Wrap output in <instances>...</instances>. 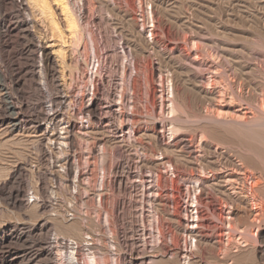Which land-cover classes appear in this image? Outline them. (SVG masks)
<instances>
[{
	"label": "rangeland",
	"instance_id": "374dc122",
	"mask_svg": "<svg viewBox=\"0 0 264 264\" xmlns=\"http://www.w3.org/2000/svg\"><path fill=\"white\" fill-rule=\"evenodd\" d=\"M73 1H78V0H73ZM83 1H86L88 3V5L86 2L84 3V5L85 4L87 5V6L85 5V9L87 8L86 9L87 19L84 22L87 23V20H89V22L87 23V26L93 27V28L95 26L96 31H98L97 36L100 38L102 36L101 40L99 38V41H100V45H98L100 46L98 47L99 52L97 50V52L100 54L97 53L96 55V54H93L92 51H90L91 49H90L88 40L86 39L88 38L87 37L88 35L87 33H85L87 26L85 27L84 25H86V23H83V25L77 26V30L79 34L83 36L85 42L87 43L86 52H84L85 48L83 47L84 45H82L83 43L81 42H78L79 44L77 43V45L76 44L73 45L72 46L73 48H72L70 47L71 44L69 43L70 39H67L66 36H64V38L61 37L59 40V39H56V37H51L47 33L49 36L48 39L51 40L53 44L56 46L55 49L57 50L65 49V53L67 55L66 64H62L61 66L62 68H59L58 66H56L55 68L53 67L54 69L51 71L52 74L50 73L53 76L50 75L49 78L46 79L48 82H50L53 79H56L57 83L64 82L63 83L64 89H62V91L60 90L58 92L56 90L57 88L55 89L54 86L53 87L50 86V88L48 87L46 89V87L44 86L45 79H44V76H42L43 72L40 73L41 72L40 67L42 63L38 59L37 61L32 62L31 60L32 54L29 53V52H32L31 48L33 45H38L39 42L41 45L46 44V41H47L46 29L43 30L38 27H34V28L32 27L31 33L34 36L35 43L29 42V40H26V39L21 41L22 43L23 42L25 43V47H26L24 55L29 56L31 58L23 55V57L21 56L22 58L17 59L15 63L18 65L19 60H20L19 64L24 66V72L26 71L25 74L27 75V78H25L26 80L25 79L24 80L27 83L25 81H23L22 83L23 87H21L20 89L22 94L19 95L17 91L12 90V89H9L8 93H9V96L12 97V100L15 101V103L16 102L18 104L20 103L22 107L21 113L25 119V122L27 121L26 123L27 125L25 126L24 129H22L19 132L17 131L10 132L6 128L0 127V187L2 186V184H4L6 187H9L10 189L15 190L19 187L25 186L29 190H27V193H26L27 195L25 196L26 202L21 208H13L10 204H8V202H6L7 200L3 196H0V225H2L5 222L6 223L7 222L19 223L20 221H26L27 223L31 224V223L36 222L37 219H40V217L41 218L44 217L45 219H48L51 222L53 220V226L55 224L57 225V226L56 225L54 226L53 229L56 231L53 230L54 231L53 233L55 234L57 233L58 235H60V237H63V238H65V236L66 237L68 236L78 237V233L76 232H78L77 230L78 228L80 229V226L82 224L85 227L88 226V228L89 227L92 228L93 226L92 228L93 231L94 230L96 231L98 229V227L96 226L97 224H94L96 223L95 218H96L97 211L95 208H92L89 206V204L87 203V197L90 196L93 203L96 205L98 203L97 202L98 198L101 196V193H102L103 195L102 197L105 196L104 198H106L107 202L109 203V206H112L118 203L119 206L122 207L121 215L123 214L125 215L127 226H129L128 229H130L131 231L133 230L135 232L134 237H133V242H134L133 244L135 246L133 245L132 247V245H130V247L129 246L126 247L123 245V249H124L123 250L122 245L121 244L118 245V243L115 242L116 247L110 249L108 246V243H105L107 241H104L102 239L103 242L102 240H100L101 244L98 247H96V249L93 250L94 253L97 251L95 253L97 257L95 255V259L96 261L98 260L97 261L98 264H116V263L117 264H122V263L123 264H141V260L143 259L144 260L146 259V261L148 259L149 260L151 259L152 263H154V261H156L157 259L156 264H159V262L162 263V261H163L162 264L164 263L168 264L167 263L168 261H174L176 264H182V263L183 264H186V263L187 264H220V263L221 264H237V263L245 264V262L246 264H264V243H263L264 242V206H263L264 205V195L261 196L262 194H264L263 192L264 190V185H263L264 184V178H263L264 162H262L264 161V151H263L264 149V140H263L264 130L263 129L264 127L255 126L254 128L257 127L256 128L257 131H256V129L248 128V127L246 128L241 127L242 129H240L239 127L235 128V126L234 127L231 125L229 126L228 124H224V123L221 125V123H217L214 121L212 122L211 120L207 118L200 119V117H202V114L204 117L205 113L206 114L208 113L207 116L205 115L206 117L212 116L213 115L212 113L219 110L216 108L215 105H223V102L225 105H228L229 104L228 102H230V104L240 105L241 109H243L244 111H245V108L247 107L245 111L247 112V115H251L253 113L252 110L255 112V109L252 107L258 106L257 99H260L258 97H260L261 94H264V93H261V92H264V89H263L264 77H262L264 76V72H263L264 71L263 70L264 69V36H263L264 35V0H121V1L120 0H89V1L83 0ZM78 2H80V0ZM90 3H92L94 7H92V4L90 5ZM24 15L25 17H28V19L31 21H34L38 18L35 11L33 12L30 11L29 13L28 11L26 12V10H24ZM84 27H85V31L82 29ZM105 36H106V39H105ZM11 39L13 40V37ZM132 39H135V40H132ZM139 40L140 42H138ZM13 41L15 42V40ZM13 41L9 42L10 47L12 46L11 44H13ZM60 41L62 42L64 41V43L61 44ZM133 42L137 45H135ZM141 45H143V47H141ZM131 48L133 49V52L135 53L132 52ZM134 48L136 49V51L134 50ZM8 49H6L7 52H9ZM179 52L181 55L179 54ZM85 53H88L86 55V63L88 62L87 66L85 62H82L83 56H85ZM137 53H139V55ZM134 54L136 57L134 56ZM148 54H150V56ZM94 55H96V57ZM179 55L181 57H179ZM186 55L189 57H187ZM224 58H228V59L224 60ZM80 61L83 63V66L79 68L78 67L75 68L77 70L76 71L77 73H76L73 65L76 66L77 64H74V63H78ZM146 63L147 65L145 68L147 69L143 68ZM230 64L232 67H230ZM151 65L153 67V70H152ZM140 66H141L140 69L142 71H144L143 69H145L146 71L144 72L140 71L141 72L140 73L138 71V67ZM149 66L151 68H149ZM154 66H155V69H154ZM160 66L162 68L164 67L165 70L162 69L163 74L160 73L161 75L159 76L158 72L161 71ZM157 67L159 68L157 69ZM123 68L124 69L126 68V70H124ZM211 69L213 72H211ZM127 71H130L131 73ZM244 71L246 73H243ZM121 72L123 75L121 74ZM147 72L150 75H147ZM218 72L221 74L219 75ZM143 73L144 75H142ZM145 73L147 77L152 79L151 81H149L150 87L148 89L150 90V98H149L150 102L148 101L149 103L147 104L148 107H146V111L143 110L144 106L142 105V103H140L141 101H137L140 99H139V93L137 95V91H136L138 90V88L140 89L141 83H143V77L145 76L144 80L147 79ZM96 74L98 76H95ZM120 74L122 76H120ZM33 75H35V78H38V77L39 78L36 80L35 78H33ZM91 75L94 76V79L95 77L97 78V80L99 79L97 81L98 82L97 85L99 84L98 86L100 89H102L100 85V79L104 83H106V85L104 84V90H106L108 87V89H110L111 91H113L114 89L117 91L118 88L120 87L119 84H121L122 79H124L122 80V82L124 81L125 84L126 82L127 83L129 82L128 83L129 85L126 84L127 87L129 88H131L132 86L136 87L134 88V90L136 89L135 94L129 95V99L134 98L136 96V98H134L135 102L137 101L138 103H140L138 104L136 102L137 105L135 104L136 107L134 108V109L137 108L138 110V107H139L141 109L140 114H136L138 121H140V123L138 122L139 124L137 123L136 126L134 125L132 127H129L127 124L128 122L126 121L122 127L118 126L117 124L119 123L113 120L111 111H109V109L107 110L108 108L107 106H103V105L108 104L107 101H105L107 99L105 95L106 92H104V90L103 92L100 91V96H99L100 97L99 102H101V104L99 103V106L102 109L101 110L102 113L100 114V116L105 115V114L107 115L108 111L110 113V116L108 114L107 117L105 115L99 118V115H98L94 118V120L90 119L87 116H84V117L80 116V114H78L79 107H80L79 97L83 98V102L89 101L90 98L88 96L90 95L91 97V93L89 92L92 91V89H90L92 87L91 83L94 81ZM241 75H243V79ZM30 76L32 79L30 78ZM41 76L43 77L44 81L41 78ZM129 76H130V79H129ZM132 76L135 78L133 79ZM150 76H152V78ZM160 77H161V81L157 80V79H160ZM168 77H170L169 78L170 82L168 80ZM137 78H141V79L137 80ZM165 78L166 80H168L167 82H165L166 81ZM118 80L120 83L118 82ZM209 80H211L212 84L210 83ZM227 80H230L231 83ZM242 80L245 84L242 82ZM90 81L91 83H89ZM115 81H117V83ZM248 82H250V84ZM200 83L201 85H199ZM223 83L224 84L226 83V85L224 86ZM229 84L231 85V87ZM255 84L257 87L262 86V89H260L261 87L257 88ZM251 85L255 86L256 88L252 87V89L254 90L251 93H249V90H252L250 87ZM113 86H115L116 88L115 87L113 88ZM153 86L155 88H153ZM214 86H217V87H214ZM39 88L42 90V93H41L42 95L38 93ZM236 88H239V90ZM243 88H245V91ZM214 89L215 90L217 89L216 90L217 92ZM232 89L234 90V92L235 91L236 92L235 93H233V91L231 92L230 90ZM240 90L243 92V95ZM169 91H171V93ZM212 91L214 92V94ZM101 93H104V95L102 94L103 95L102 96ZM252 93H254L253 95H251L253 98H249L251 97L250 94ZM236 94H238V96H236ZM256 94H258V96ZM167 95H170V97H168ZM205 95L207 97H205ZM254 95L257 97H255ZM161 96L162 97L164 96L163 98H165V100ZM228 96H232L230 97V101H228L229 99ZM240 96H241V99L239 98ZM245 96L248 98L247 100L246 98H244ZM0 97H1V94H0ZM151 97H153L152 98L153 100L151 99ZM159 97H161L162 99L160 100ZM209 97H212V100L211 98L209 99ZM235 97H238V99ZM19 98H22V100ZM169 98H173V99L171 100ZM233 98H235L234 101L232 100ZM242 99L243 100L245 99V101L250 102V103L247 104V106H245L246 103ZM151 101L157 103L158 106L157 104L155 103L153 104L152 102L153 104L152 106L154 107L156 106V108H153L150 104ZM252 101L254 104L256 102L254 106H253ZM178 102H179V105H177ZM237 102H239V104ZM210 103L212 104L210 105ZM251 103H252L251 105L252 110L249 107ZM171 104H173L172 105L173 108L176 105L178 106V110L179 108H181L186 113H184L180 109L181 112L178 111L179 114H177V110H175L176 108H174L175 114L179 116V120L177 119L178 121L176 122L175 120H172V122H174V124L176 125L172 124V126L169 127L167 124L169 125L171 124L170 122L171 117H174V116L178 117L172 112L171 106L169 108V105ZM243 104L245 107L243 106ZM68 105L70 106V108ZM150 107L153 108V111H152V108ZM159 107L160 109L161 108L162 109L160 110ZM213 108L215 111L213 110ZM137 110L135 111L139 112V110L138 111ZM168 110L170 111V114ZM249 110H251L252 113ZM142 111H144L143 113L147 112L150 114L153 112L154 115L153 114L152 116L149 115L152 120L149 119V116H148V119L150 121H147V119H144V118H147V116H144L143 114H141ZM257 111L259 110H256V113ZM103 112L105 114H103ZM171 112L174 115H172ZM198 113H199V116H198ZM168 114L171 115L169 116V118L167 117ZM187 115L188 117H192V118H188ZM139 117L140 118L142 117V118L139 119ZM157 117H160V118H157ZM66 119L76 124V129L74 131V135H77L75 136L76 137L75 139L76 147H73L74 150L69 149V152L73 151V154L71 153L73 160L80 162V166H82L80 167V169L85 172V175L81 177L80 179L76 178V175H77L76 171L71 177L68 176L67 174H64L65 172L64 171L65 170L64 169V166H65L64 156L66 155L64 153L67 152V148L65 145H63L64 143L61 144L60 141L63 140V138H66L65 136H67L66 127H63L64 132L61 129L62 125L65 126L64 121H66ZM166 119H167V122H166ZM144 121L148 125H146ZM47 124L49 125V129L46 131L45 127ZM83 124L84 125L86 124L85 125L86 128ZM113 124L117 126H114ZM158 125L160 128H158ZM163 125L165 127H163ZM223 125L225 127H223ZM38 127L41 128V131H38ZM108 128L112 131H110ZM126 128L129 130V132ZM171 128L175 132H177L178 130L179 132L175 133L172 130L170 132ZM238 128L239 130L237 131L236 129ZM77 129L78 131H76ZM104 129H106L107 131L106 130L104 131ZM130 130H134L135 133H133V131L131 132ZM143 130L145 132H143ZM158 130L160 131L159 133L161 134L162 138H164L163 142L160 143L159 145L158 143L155 144L156 142L154 139L155 136H152V135H156L155 133ZM241 130L242 132H240ZM42 131L44 134L43 133L41 134L45 137V142H44L45 156L40 158L38 150L35 146V140L37 139V136L39 137L40 132ZM204 131H205V134H204ZM163 132H166V133H163ZM127 133H129V135L131 136L130 140L128 137L129 135L127 136ZM138 134L139 135L141 134L143 138L141 136H137ZM240 134H242L243 136ZM262 134H263V137H262ZM132 135H133V138H132ZM204 135L206 137H204ZM98 136H100L101 140ZM134 136H137L138 138ZM183 137L185 138V140L187 138L186 141L189 144H191V149L188 150V148H186L185 145H183L184 143L181 140ZM33 138L34 139L36 138V139L34 140ZM137 139L138 140L141 139V140L137 141ZM93 140L94 141L100 140V143L98 144L100 145V149L98 148L99 146L97 145L96 146L97 150L95 149L94 151L95 153H93L92 156L91 155L89 156L87 154L88 152L87 149L90 148V145L92 146L91 142H93ZM52 141H56V143L58 142L56 144V147L52 145ZM88 142H90V144ZM101 145L105 146V148L107 147V149L109 150L111 149L110 150L111 153L109 152V154H106V156L102 154ZM164 146L165 148H163ZM181 146H183L184 148L182 149ZM214 147H217V150H215ZM249 148L254 149V150L249 151ZM57 149L61 152V154L60 152H57L58 151ZM83 149H85V151ZM98 150H100V153H98L99 152ZM258 157L259 159L256 160ZM210 159L213 161H211ZM15 163L19 165L21 164L22 171L18 174V176H16L17 175L16 174L15 178L10 180L11 172L14 166L17 165ZM104 164H105V167L103 166ZM112 165L114 167H117V172L113 171ZM182 165L185 167H183ZM243 165L245 166V168ZM109 168H111L112 170ZM258 169L259 170L261 169V170L258 171ZM108 171L109 172L111 171V173L113 171V173L110 174ZM158 174H161V175L157 177ZM101 177H103L102 182H101V179H102ZM170 186L173 188L171 189ZM42 187H45V188L49 187L47 189V194L49 193L48 195L50 196L47 195V198H46L48 202L47 203V212L49 211L48 213L46 211L42 212L39 209V204H40V201L42 200V195H41ZM253 187H255L256 190L255 188L253 189ZM103 191L105 192V194ZM195 196L197 199H195ZM141 206L145 207L143 211L144 215L143 213H140ZM87 211H89V213ZM165 211H167L168 214L165 213ZM250 211L251 212L253 211V213H251L252 215L249 216ZM196 212L198 214V218H200L199 220L195 216ZM163 215L167 217V220H166V217ZM141 216H144L145 221L147 219L145 224H147L146 226L148 228H147V232H146L147 234L145 235V237H143V235L140 233V228H141L140 226H142V224L140 225V221H141L140 219L142 218ZM85 217H88L89 219ZM93 218H94V221H93ZM156 219L157 220L159 219V226L163 227V228L161 227L162 234L160 236L156 234L157 233L156 229L153 230V227L150 226L152 227L151 229L148 225L149 220H151L152 222L154 221L153 223L155 225ZM89 221L91 222V224ZM119 223H121V220H118V224ZM255 224H257L256 225L257 227L255 226ZM250 225L253 227H251ZM70 226L72 230L69 229ZM191 229L193 230L195 229V233L197 232L196 236L198 237L195 236V233L194 234L192 233L193 231L192 232L190 231ZM203 233H205L206 236ZM189 234H190V237H189ZM168 236L169 238H171L172 241L168 238ZM191 236L194 239H192ZM244 237L245 239H247L248 244L243 247L238 244L240 241H242V238ZM218 238L220 241H223V242L220 243ZM191 239L192 241H189ZM192 242L196 246H194ZM218 242L220 243V245ZM103 243L105 245H103ZM14 244L15 243H12L8 246L0 245V248L2 247L0 249L1 250L0 253L3 251H7V247H9V248H13L14 251L21 254L23 250L27 247V245L26 246L23 245L20 241L16 243L15 245ZM152 245L155 247H152ZM233 245L237 248V250H235L236 248H234ZM100 246L101 248H99ZM104 246H107V247H104ZM195 248L196 250H194ZM175 249L177 250L178 253L176 254V257L172 255V259H170L171 256L169 257V255L172 251H173L172 253H174L176 251ZM165 251H168V253L162 256L161 253ZM114 252H117V253L114 254ZM85 253H87V251L82 253L83 255L81 254V252L78 254L79 264H87L85 263L87 261L85 259L86 257ZM190 253L191 255H189ZM222 253L224 254V256H222L223 255ZM102 255L104 259H102ZM24 263L25 262L23 263L21 262V264H24Z\"/></svg>",
	"mask_w": 264,
	"mask_h": 264
},
{
	"label": "bare ground",
	"instance_id": "6f19581e",
	"mask_svg": "<svg viewBox=\"0 0 264 264\" xmlns=\"http://www.w3.org/2000/svg\"><path fill=\"white\" fill-rule=\"evenodd\" d=\"M24 1H25V3H24ZM79 1V0H78ZM78 1H73V0H0V94H1V97H0V127L1 128H6L8 131H10V132H14V131H17V132H19V131H21L22 129H24L25 128V126L27 125L26 123H27V121L25 122V119H24V117H23V115H22V113H21V105H20V103L18 104L17 102L15 103V101H13L12 100V97H10L9 96V93H8V90L9 89H12V90H15V91H17V93L20 95V94H22L21 93V87H23L22 86V83H23V81H25L26 79L25 78H27V75L25 74V72H24V66L23 65H21V64H19L20 63V60H19V63H18V65L15 63V61L17 60V59H20V58H22L23 57V55H24V53H25V50H26V47H25V43L23 44L21 41H23L24 39H26V40H29V42H32V43H35L34 42V36H33V34L31 33V28L33 27H38V28H41V29H43V30H45L46 29V34L48 33L51 37H56V39H59L60 40V38L61 37H63L64 38V36H66L67 37V39H70V44H71V46L70 47H72L73 45H77V43L78 42H81V43H83L82 45H84L83 47L85 48V51L84 52H86V48H87V43L85 42V40H84V38H83V36H81V34H79V32H78V30H77V26H79V25H83V23H86V22H84V21H86V19H87V16H86V9H85V5H84V3L86 2V1H83V0H80V2H78ZM87 1H89V0H87ZM121 1V0H120ZM92 2V1H91ZM135 2V1H134ZM87 3V2H86ZM93 3V2H92ZM92 3H90V5L92 4ZM133 3V2H132ZM94 4V3H93ZM93 4H92V7H94L93 6ZM99 4V3H98ZM87 5H88V3H87ZM86 5V6H87ZM102 5V4H101ZM136 5V4H135ZM89 8H91V7H89ZM142 8V7H141ZM29 9V10H28ZM24 10H26V12L28 11L29 13H30V11L31 12H33V11H35L36 12V14H37V16H38V18L36 19V20H34V21H31V20H29L28 19V17H25V15H24ZM151 10V9H150ZM109 11V10H108ZM147 11V10H146ZM88 12V11H87ZM120 13V12H119ZM142 13H143V11H142ZM28 14V13H27ZM92 14V13H91ZM151 14V13H150ZM29 15V14H28ZM93 15V14H92ZM141 15V14H140ZM147 15H149V14H147ZM27 16V15H26ZM121 16V15H120ZM124 16V15H123ZM128 16V15H127ZM122 17V16H121ZM129 17V16H128ZM131 17V16H130ZM90 18V17H89ZM123 18V17H122ZM151 18V17H150ZM94 20V19H93ZM128 20V19H127ZM151 20V19H150ZM141 21V20H140ZM89 22V20H87V23ZM129 22V21H128ZM132 22V21H131ZM135 22V21H134ZM87 23H86V25H84L85 27L87 26ZM93 23V22H92ZM133 23V22H132ZM152 23V22H151ZM94 25V24H93ZM96 25V24H95ZM99 25V24H98ZM118 25V24H117ZM141 25V24H140ZM85 27L84 28H82L84 31H85ZM114 27V26H113ZM139 27H141V26H139ZM138 27V28H139ZM129 29V28H128ZM153 29V28H152ZM38 30V29H37ZM98 30V29H97ZM121 30V29H120ZM134 30V29H133ZM35 31V30H34ZM112 31V30H111ZM151 31V30H150ZM118 32V31H117ZM116 32V33H117ZM132 32V31H131ZM85 33H87V37L88 38H86L87 40H88V43H89V46H90V51H92V53L93 54H96L97 55V53L99 52V50H98V47H100V46H98V45H100V41H99V38L100 37H98L97 36V33H98V31H96V28H95V26H94V28L93 27H89V26H87V29H86V31H85ZM112 33V32H111ZM48 34H47V41H46V44L45 45H41L40 44V42L38 43V45H33L32 46V52H29V53H31L32 54V58L31 57H29V56H26V55H24V56H26V57H29V58H31V60H32V62L34 61H37V59L42 63V65H41V67H40V73H42L43 75L42 76H44V79H45V81H44V79H43V77L41 76V78L43 79V81H44V86L46 87V89L49 87L50 88V86H54L55 87V89L59 92L60 90L62 91V89H64L63 87H64V82H62V83H60V82H58L57 83V80L56 79H53V80H51L50 82H48L46 79L47 78H49V76L52 74L51 73V71L56 67V66H58L59 68H62L61 66H62V64H66V53H65V49H59V50H57V49H55V45L53 44V42L51 41V40H49L48 38H49V36H48ZM139 34V33H138ZM148 34V33H147ZM154 34V33H153ZM39 35V34H38ZM109 35H110V33H109ZM117 35V34H116ZM131 35H132V33H131ZM136 36V35H135ZM147 36V35H146ZM264 36V35H263ZM13 37V40H15V42L11 39ZM111 37V36H110ZM138 37V36H137ZM101 38H102V36H101ZM101 38H100V40H101ZM147 38V37H146ZM11 39V40H10ZM105 39H106V36H105ZM150 39V38H149ZM10 40V41H9ZM132 40H135V39H132ZM227 40V39H226ZM11 41H13V44H11L12 46L10 47V44H9V42H11ZM39 41V40H38ZM126 41V40H125ZM130 41V40H129ZM149 41V40H148ZM187 41V40H186ZM185 41V42H186ZM99 42V43H98ZM116 42V41H115ZM138 42H140V40L138 41ZM26 43H27V41H26ZM48 43V44H47ZM60 43L61 44H63L64 43V41L62 42V41H60ZM86 43V44H85ZM134 43V42H133ZM69 44V45H70ZM79 44V43H78ZM121 44V43H120ZM135 44V43H134ZM139 44V43H138ZM150 44V43H149ZM117 45V44H116ZM135 45H137V44H135ZM140 46V45H139ZM138 46V47H139ZM145 46V45H144ZM102 47V46H101ZM134 47V46H133ZM141 47H143V45H141ZM172 47V46H171ZM8 48H10V49H8ZM28 48V47H27ZM73 48V47H72ZM105 48H106V46H105ZM117 48V47H116ZM182 48V47H181ZM6 49H8L9 50V52H7L6 51ZM100 49V48H99ZM109 49V48H108ZM132 49V48H131ZM139 49V48H138ZM142 49H144V48H142ZM146 49V48H145ZM97 50H98V52H97ZM101 50V49H100ZM134 50L136 51V49L134 48ZM190 50V49H189ZM197 50V49H196ZM261 50V49H260ZM29 51V50H28ZM73 51V50H72ZM116 51V50H115ZM130 51V50H129ZM141 51H143V50H141ZM140 51V52H141ZM145 51V50H144ZM149 51V50H148ZM178 51H180V50H178ZM199 51V50H198ZM89 52V51H88ZM132 52H133V49H132ZM138 52V51H137ZM150 52V51H149ZM159 52V51H158ZM184 52V51H183ZM188 52H190V51H188ZM225 52V51H224ZM235 52V51H234ZM91 53V52H90ZM133 53H135V52H133ZM142 53V52H141ZM197 53V52H196ZM84 54V53H83ZM88 53H85V56H83V61L82 62H85L86 63V55H87ZM98 54H100V53H98ZM138 55H139V53H137ZM136 54V55H137ZM143 54V53H142ZM153 54V53H152ZM156 54V53H155ZM179 54H180V52H179ZM188 54V53H187ZM96 55H94L95 57H96ZM123 55V54H122ZM141 55V54H140ZM149 56H150V54H148ZM176 55V54H175ZM181 55V54H180ZM179 55V57H181ZM222 55V54H221ZM22 56V57H21ZM89 56V55H88ZM117 56V55H116ZM126 56V55H125ZM134 56H135V54H134ZM133 56V57H134ZM161 56V55H160ZM187 56V55H186ZM192 56V55H191ZM195 56V55H194ZM136 57V56H135ZM144 57V56H143ZM183 57H184V55H183ZM187 57H189V56H187ZM205 57V56H204ZM92 58V57H91ZM126 58V57H125ZM172 58V57H171ZM127 59V58H126ZM129 59V58H128ZM146 59V58H145ZM160 59V58H159ZM191 59H192V57H191ZM225 59H228V58H224V60ZM137 60V59H136ZM143 60V59H142ZM141 60V61H142ZM186 60H187V58H186ZM72 61H74V60H72ZM103 61V60H102ZM133 61V60H132ZM154 61V60H153ZM215 61V60H214ZM39 62V63H40ZM81 61L80 62H78V63H74V64H77L76 66L75 65H73L74 66V69L75 68H79V67H82L83 66V63H82ZM129 62V61H128ZM161 62V61H160ZM182 62V61H181ZM235 62V61H234ZM263 62V61H262ZM88 63V62H87ZM87 63H86V66H87ZM92 63V62H91ZM131 63V62H130ZM145 63V62H144ZM148 63V62H147ZM147 63L145 64V66L143 67V68H145L146 67V65H147ZM151 63V62H150ZM179 63V62H178ZM192 63H193V61H192ZM224 63V62H223ZM229 63V62H228ZM232 63V62H231ZM23 64V63H22ZM32 64V63H31ZM95 64V63H94ZM101 64V63H100ZM125 64V63H124ZM129 64V63H128ZM157 64H158V62H157ZM68 65V64H67ZM66 65V66H67ZM134 65V64H133ZM137 65V64H136ZM144 65V64H143ZM164 65V64H163ZM200 65V64H199ZM23 66V67H22ZM39 66H40V64H39ZM69 66V65H68ZM96 66V65H95ZM121 66V65H120ZM124 66V65H123ZM142 66V65H141ZM141 66L140 67H138V71L140 72H144V71H146L145 69H147V68H145V69H143L144 71H142L140 68H141ZM165 66V65H164ZM174 66V65H173ZM189 66H190V64H189ZM215 66V65H214ZM223 66V65H222ZM221 66V67H222ZM261 66V65H260ZM54 67V68H53ZM70 67V66H69ZM92 67V66H91ZM100 67V66H99ZM98 67V68H99ZM125 67V66H124ZM126 67H127V65H126ZM133 67V66H132ZM148 67V66H147ZM151 67H152V65H151ZM150 66H149V68H151ZM192 67V66H191ZM202 67V66H201ZM225 67H226V65H225ZM230 67H232L231 66V64H230ZM262 67V66H261ZM260 67V68H261ZM71 68V67H70ZM159 67H157V69H158ZM169 68V67H168ZM189 68V67H188ZM196 68H197V66H196ZM215 68V67H214ZM236 68V67H235ZM234 68V69H235ZM242 68V67H241ZM37 69V68H36ZM38 69H39V67H38ZM57 69V68H56ZM68 69V68H67ZM72 69H73V67H72ZM95 69H96V67H95ZM124 69V68H123ZM140 69V70H139ZM154 69H155V66H154ZM162 69H164V67L162 68L161 66H160V70L161 71H159L158 73H159V76L161 75L160 73H162ZM191 69V68H190ZM203 69V68H202ZM206 69H207V67H206ZM210 69V68H209ZM259 69V68H258ZM27 70H29V69H27ZM94 70V69H93ZM124 70H126V68L124 69ZM124 70H122V71H124ZM132 70V69H131ZM135 70V69H134ZM152 70H153V67H152ZM165 70V69H164ZM175 70V69H174ZM196 70H198V69H196ZM201 70V69H200ZM220 70V69H219ZM225 70V69H224ZM227 70H228V68H227ZM261 70V69H260ZM264 70V69H263ZM62 71V70H61ZM71 71V70H70ZM77 70L75 69V72H76ZM136 71H137V69H136ZM173 71V70H172ZM177 71V70H176ZM192 71V70H191ZM195 71V70H194ZM218 71V70H217ZM222 71H223V69H222ZM241 71V70H240ZM247 71V70H246ZM29 72V71H28ZM31 72V71H30ZM38 72V73H39ZM59 72H60V70H59ZM58 72V73H59ZM83 72V71H82ZM95 72V71H94ZM96 72H97V70H96ZM95 72V73H96ZM127 72H130V71H127ZM138 72V73H139ZM140 72V73H141ZM178 72V71H177ZM182 72V71H181ZM200 72V71H199ZM202 72V71H201ZM207 72V71H206ZM211 72H213L212 71V69H211ZM225 72V71H224ZM234 72H235V70H234ZM248 72V71H247ZM264 72V71H263ZM51 73V74H50ZM54 73V72H53ZM72 73V72H71ZM74 73V72H73ZM77 73V72H76ZM94 73V74H95ZM100 73V72H99ZM98 73V74H99ZM124 73V72H123ZM131 73V72H130ZM151 73V72H150ZM198 73V72H197ZM215 73V72H214ZM219 73V72H218ZM238 73V72H237ZM243 73H246L245 71L243 72ZM63 74V73H62ZM102 74V73H101ZM121 74H122V72H121ZM120 74V76H122ZM136 74V73H135ZM154 74V73H153ZM153 74H151V75H153ZM163 74V73H162ZM166 74V73H165ZM170 74V73H169ZM181 74V73H180ZM196 74V73H195ZM211 74H213V73H211ZM221 73H219V75H220ZM225 74V73H224ZM228 74V73H227ZM66 75V74H65ZM71 75V74H70ZM73 75V74H72ZM85 75V74H84ZM105 75V74H104ZM127 75H128V73H127ZM130 75V74H129ZM137 75V74H136ZM136 75H135V77H136ZM142 75H144V73L142 74ZM145 75H146V73H145ZM147 75H150V74H148V72H147ZM147 75H146V78L147 79H145L144 80V77H143V83H141V86H140V89L138 88V90H136L137 91V95H138V93H139V99L140 100H137V101H141L140 103H142V105L144 106V109L143 110H145L146 111V107H148V103L150 102L149 101V98H150V90L148 89L149 87H150V85H149V81H151L152 79H150L149 77H147ZM167 75H168V73H167ZM182 75H183V73H182ZM238 75V74H237ZM38 76H40V75H38ZM51 76H53V75H51ZM58 76V75H57ZM75 76V75H74ZM92 77H93V79H94V76L93 75H91ZM95 76H98L97 74L95 75ZM100 76V75H99ZM131 76V75H130ZM130 76H129V79H130ZM156 76V75H155ZM164 76V75H163ZM196 76V75H195ZM228 76V75H227ZM231 76V75H230ZM233 76H234V74H233ZM236 76V75H235ZM262 76V75H261ZM72 77V76H71ZM111 77V76H110ZM119 77V76H118ZM125 77V76H124ZM133 77V76H132ZM131 77V78H132ZM135 77H133V79L135 78ZM141 77V76H140ZM151 78H152V76H150ZM165 77H166V75H165ZM197 77V76H196ZM201 77V76H200ZM221 77V76H220ZM226 77V76H225ZM237 77V76H236ZM240 77V76H239ZM241 77H242V79H243V75H241ZM262 77H264V76H262ZM261 77V78H262ZM30 78H31V76H30ZM33 78H35V75H33ZM39 78V77H38ZM38 78H35L36 80L38 79ZM52 78V77H51ZM54 78V77H53ZM101 78V77H100ZM123 78V77H122ZM142 78V77H141ZM141 78H137V80L139 79H141ZM148 78H149V80H148ZM169 78L170 77H168V80H169ZM192 78V77H191ZM218 78V77H217ZM253 78V77H252ZM25 79V80H24ZM32 79V78H31ZM75 79H76V77H75ZM90 79V78H89ZM88 79V80H89ZM127 79V78H126ZM128 79V80H129ZM164 79V78H163ZM225 79V78H224ZM231 79V78H230ZM238 79V78H237ZM250 79V78H249ZM49 80V79H48ZM80 80H81V78H80ZM99 80V79H98ZM97 78L95 77V79H94V81L91 83V81L89 82V83H91L92 84V87L90 88V89H92V91L91 92H89V93H91V97H90V95L88 96L90 99H89V101L88 102H83V98H80L79 97V105H80V107H79V113L78 114H80V116H82V117H84V116H87V117H89L90 119H92V120H94V118L96 117V116H98L99 115V118L101 117V116H105L106 114L103 112V114H105V115H101L100 116V114L102 113V109H101V107L99 106V103L101 104V102H99V96H100V91H102L103 92V90H104V84L106 85V83H104L101 79H100V85H101V87H102V89H100L99 88V84L97 85ZM119 80H120V78H119ZM119 80H118V82H119ZM122 80H124V79H122ZM122 80H121V84H119V88H118V90L116 91L115 89L113 90V91H111L110 89H108V87H107V89L106 90H104V92H106V99L107 100H105L104 98V100L105 101H107V105H103V106H107L108 108H107V110L109 109V111H111V114H112V116H113V120L116 122H118L119 124H117V123H115V124H117L118 126H120V127H122L123 125H124V123L127 121L128 123V126L129 127H132V126H136V124L139 122L140 123V121H138V118H137V115L136 114H140V111H141V109L138 107V110H139V112H136L135 110H137V108L136 109H134L135 107H136V105H137V103L135 102V99L134 98H136V96L134 97V98H131V99H129V95H134L135 94V90H134V88H136V87H134V86H130L131 88H129V87H127L126 86V84H128L127 82H126V84H125V82L123 81L122 82ZM127 80V81H128ZM132 80V79H131ZM148 80V81H147ZM153 80H155V79H153ZM157 80H160L161 81V77H160V79H157ZM165 80H166V78H165ZM168 80H166L165 82H167ZM191 80V79H190ZM195 80H196V78H195ZM194 80V81H195ZM201 80V79H200ZM208 80V79H207ZM262 80V79H261ZM31 81V80H30ZM42 81V80H41ZM83 81V80H82ZM163 81V80H162ZM172 81V80H171ZM210 81V83H211V80H209ZM218 81V80H217ZM227 81H229L230 82V80H227ZM234 81V80H233ZM240 81V80H239ZM256 81V80H255ZM26 82V81H25ZM36 82V81H35ZM80 82V81H79ZM116 83H117V81H115ZM138 82V81H137ZM139 82H141V81H139ZM169 82H170V80H169ZM189 82V81H188ZM196 82V81H195ZM228 82V83H229ZM242 82H243V80H242ZM247 82V81H246ZM27 83V82H26ZM84 83V82H83ZM120 83V82H119ZM133 83V82H132ZM152 83V82H151ZM158 83V82H157ZM161 83V82H160ZM205 83H207V82H205ZM213 83H214V81H213ZM220 83V82H219ZM228 83H227V85H228ZM231 83V82H230ZM244 83V82H243ZM242 83V84H243ZM249 84H250V82H248ZM248 83H247V85H248ZM262 83V82H261ZM54 84H56V85H54ZM108 84H109V82H108ZM112 84V83H111ZM111 84H110V86H111ZM130 84H131V82H130ZM135 84H136V82H135ZM139 84V83H138ZM164 84V83H163ZM209 84V83H208ZM212 84V83H211ZM222 84V83H221ZM224 84V83H223ZM236 84V83H235ZM238 84V83H237ZM245 84V83H244ZM264 84V83H263ZM24 85V84H23ZM129 85V84H128ZM133 85V84H132ZM140 85V84H139ZM161 85V84H160ZM167 85V84H166ZM170 85V84H169ZM199 85H201V83L199 84ZM226 85V83L224 84V86ZM230 85V84H229ZM254 85V84H253ZM25 86V85H24ZM41 86V85H40ZM67 86V85H66ZM137 86V85H136ZM172 86V85H171ZM170 86V87H171ZM187 86V85H186ZM207 86H209V85H207ZM213 86V85H212ZM218 86V85H217ZM217 86H214V87H217ZM236 86V85H235ZM255 86H256V84H255ZM255 86H250L251 87V89H252V87L253 88H256ZM31 87V86H30ZM44 87V88H45ZM115 86H113V88H114ZM152 87V86H151ZM169 87V86H168ZM230 87H231V85H230ZM247 87H249V86H247ZM259 87V86H258ZM257 87V88H258ZM261 87V88H260ZM259 88L260 89H262V86H260ZM116 88V87H115ZM153 88H155L154 86H153ZM152 88V89H153ZM163 88V87H162ZM226 88V87H225ZM240 88V87H239ZM239 88H236V89H238L239 90ZM241 88H242V86H241ZM24 89V88H23ZM52 89V88H51ZM89 89V88H88ZM157 89V88H156ZM223 89V88H222ZM228 89H229V87H228ZM231 89V88H230ZM234 89V88H233ZM230 90L231 92L233 91V93H235L234 92V90ZM244 89V91H245V88H243ZM263 89H264V86H263ZM80 90V89H79ZM154 90V89H153ZM160 90V89H159ZM164 90V89H163ZM173 90V89H172ZM212 90V89H211ZM215 90V89H214ZM217 90V89H216ZM215 90V91H216ZM247 90V89H246ZM254 89H252V90H249V93H251L252 91H253ZM258 90V89H257ZM257 90H255V91H257ZM48 91V90H47ZM81 91V90H80ZM88 91V90H87ZM116 91V92H115ZM155 91V90H154ZM166 91V90H165ZM174 91H176V90H174ZM224 91V90H223ZM241 91V90H240ZM248 91V90H247ZM260 91V90H259ZM258 91V92H259ZM263 91V90H262ZM24 92V91H23ZM63 92H64V90H63ZM170 93H171V91H169ZM199 92V91H198ZM206 92V91H205ZM211 92V91H210ZM213 92V91H212ZM217 92V91H216ZM242 92V91H241ZM40 95H42L41 93H42V90L39 88V92H38ZM57 93V92H56ZM154 93V92H153ZM152 93V94H153ZM163 93V92H162ZM200 93V92H199ZM249 93H248V95H249ZM256 93V92H255ZM261 93H264V92H261ZM260 93V94H261ZM12 94V93H11ZM64 94H65V92H64ZM72 94V93H71ZM104 95V93H101V95ZM151 94V95H152ZM172 94H173V92H172ZM213 94H214V92H213ZM231 94V93H230ZM254 93H252V94H250V96L251 95H253ZM29 95V94H28ZM81 95H83V94H81ZM102 95V96H103ZM154 95V94H153ZM159 95V94H158ZM171 95V94H170ZM170 95H167L168 97H170ZM220 95H221V93H220ZM219 95V96H220ZM224 95V94H223ZM240 95V94H239ZM242 95H243V92H242ZM257 96H258V94H256ZM261 95H263V96H261ZM260 95V97H258V98H260V99H257L258 100V106H256V107H252V108H254L255 109V112L252 110V108H251V105H252V103H253V101H252V103L250 104V108H251V110H252V112H251V110H249L252 114L251 115H247V112H245L246 111V108H245V111L243 110V109H241V107H240V105H236V104H230V102H228L229 104L228 105H225L224 104V102H223V105H215L216 106V108L217 109H219V110H217L216 112H214L215 110H214V108H213V112L214 113H212L213 115L212 116H208V117H206L207 115H208V113L206 114H204V117H203V114H202V117H200V119L201 118H207V119H209V120H211L212 122L214 121V122H217V123H221V125L224 123V124H228L229 126L231 125V126H235V128L236 127H239L240 129H242L241 127H244V128H246V127H248V128H253V129H256L257 127H264V94H261ZM155 96V95H154ZM210 96V95H209ZM215 96V95H214ZM236 96H238V94H236ZM246 96H247V94H246ZM244 97V98H246V100L248 99L247 97ZM255 96V95H254ZM257 96H255V97H257ZM40 97V96H39ZM50 97V96H49ZM52 97V96H51ZM138 97V96H137ZM162 97V96H161ZM161 97H159V99L161 100L162 98ZM172 97V96H171ZM181 97V96H180ZM205 97H207L206 95H205ZM229 97V99H228V101H230V97H232V96H228ZM71 98V97H70ZM102 98V97H101ZM153 97H151V99H152ZM158 98V97H157ZM167 98V97H166ZM174 98V97H173ZM173 98H169V99H173ZM183 98V97H182ZM211 98V100H212V97H209V99ZM217 98V97H216ZM222 98V97H221ZM235 98H237L238 99V97H235ZM235 98H233L232 100L234 101V99ZM240 99H241V96L239 97ZM249 98H253L252 96L251 97H249ZM19 99H21L22 100V98H19ZM150 99V100H151ZM164 100H165V98H163ZM214 99V98H213ZM223 99V98H222ZM221 99V100H222ZM239 99V100H240ZM38 100V99H37ZM62 100V99H61ZM65 100V99H64ZM85 100V99H84ZM153 100V99H152ZM156 100V99H155ZM154 100V101H155ZM163 100V101H164ZM171 100H169V101H171ZM238 100V101H239ZM243 100V99H242ZM241 100V101H242ZM253 100V99H252ZM255 100V99H254ZM63 101V100H62ZM74 101V100H73ZM82 101V102H81ZM149 101V102H148ZM175 101V100H174ZM174 101H173V103H174ZM182 101V100H181ZM185 101V100H184ZM209 101V100H208ZM219 101V100H218ZM223 101V100H222ZM243 101H245V99L243 100ZM242 101V102H243ZM249 101V100H248ZM61 102V101H60ZM64 102V101H63ZM75 102V101H74ZM78 102V101H77ZM152 102L153 101H151V106L155 103V102H153V104H152ZM158 102V101H157ZM162 102V101H161ZM165 102V101H164ZM211 102V101H210ZM216 102V101H215ZM227 102V101H226ZM240 102V101H239ZM239 102H237L238 104H239ZM241 102V103H242ZM22 103V102H21ZM140 103H138V104H140ZM209 103V102H208ZM245 103H246V105L245 106H247V104H249L250 102H247V101H245ZM67 104V103H66ZM136 104V105H135ZM149 104V105H150ZM155 104H157V103H155ZM162 104V103H161ZM164 104V103H163ZM212 103H210V105H211ZM255 104H256V102H255ZM254 103H253V106L255 105ZM142 105H140V106H142ZM173 104H171V105H169V108H170V106H171V108H172V112L175 114V111H174V108H176L175 110H177V114H179L178 113V111L179 112H181V110L184 112V110L183 109H181V108H179V110H178V106H176L175 104V106H174V108H173V106H172ZM177 105H179V102H178V104ZM214 105V104H213ZM34 106V105H33ZM69 106V105H68ZM78 106V105H77ZM102 106V105H101ZM157 106H158V104H157ZM226 106V107H225ZM243 106H244V104H243ZM244 106V107H245ZM60 107V106H59ZM117 107V108H116ZM153 108H156V106L154 107V106H152ZM152 107H150V108H152ZM161 107H162V105H161ZM180 107V106H179ZM212 107V106H211ZM214 107V106H213ZM29 108V107H28ZM69 108H70V106H69ZM68 108V109H69ZM103 108V107H102ZM106 108V107H105ZM153 108H152V111H153ZM258 108V109H257ZM24 109V108H23ZM159 109H160V107H159ZM158 109V110H159ZM162 109V108H161ZM160 109V110H161ZM181 109V110H180ZM187 109V108H186ZM249 109V108H248ZM74 110V109H73ZM77 110V109H76ZM106 110V109H105ZM104 110V111H105ZM137 110V111H138ZM150 110V109H149ZM149 110H148V112H149ZM154 110H156V109H154ZM157 110V111H158ZM165 110V109H164ZM256 110H259V111H257V113H256ZM101 111V112H100ZM109 111H108V114H109V116H110V113H109ZM166 111V110H165ZM169 111V110H168ZM167 111V112H168ZM248 111V110H247ZM106 112V111H105ZM144 111H142L141 112V114H143L144 116H147V118H144V119H147V121H150L149 119H151V117L149 116V115H151L152 116V114H153V112L150 114V113H147V112H145V113H143ZM151 112V111H150ZM155 112V111H154ZM171 112V113H172ZM182 112V113H183ZM259 112V113H258ZM172 113V115H174ZM184 113H186V112H184ZM210 113V112H209ZM24 114V113H23ZM70 114H71V112H70ZM77 114V113H76ZM107 114V115H108ZM169 114H170V111H169ZM168 114V118H169V116H171V115H169ZM181 114V113H180ZM73 115V114H72ZM107 115H106V117H107ZM154 115V114H153ZM176 115V114H175ZM186 115V114H185ZM193 115V114H192ZM206 115V116H205ZM43 116V115H42ZM76 116V115H75ZM140 116V115H139ZM143 116V117H144ZM148 116H149V119H148ZM164 116V115H163ZM176 116H178V115H176ZM190 116V115H189ZM198 116H199V113H198ZM53 117V116H52ZM78 117H79V115H78ZM165 117V116H164ZM181 117V116H180ZM187 117H188V115H187ZM142 118V117H141ZM140 117H139V119H141ZM157 118H160V117H157ZM166 118V117H165ZM167 118V119H168ZM185 118V117H184ZM188 118H192V117H188ZM193 118H194V116H193ZM81 119V118H80ZM79 119V120H80ZM108 119V118H107ZM167 119H166V122H167ZM179 120V116L178 117H171V124L169 125V124H167L169 127L170 126H172V124H174V122H172V120H175V122L176 121H178ZM187 119V118H186ZM203 119V120H204ZM39 120V119H38ZM43 120V119H42ZM51 120V119H50ZM78 120V121H79ZM91 120V121H92ZM99 120V119H98ZM152 120V119H151ZM169 120V119H168ZM189 120V119H188ZM193 120V119H192ZM40 121V120H39ZM64 121V120H63ZM81 121V120H80ZM85 121V120H84ZM83 121V122H84ZM89 121V120H88ZM87 121V122H88ZM96 121H97V119H96ZM111 121V120H110ZM142 121V120H141ZM154 121V120H153ZM163 121V120H162ZM162 121H160V122H162ZM181 121V120H180ZM200 121V120H199ZM208 121V120H207ZM99 122V121H98ZM103 122V121H102ZM109 122V121H108ZM145 122V121H144ZM143 122V123H144ZM157 122V121H156ZM169 122V121H168ZM169 122V123H170ZM188 122V121H187ZM192 122V121H191ZM196 122V121H195ZM198 122V121H197ZM89 123V122H88ZM96 123V122H95ZM106 123V122H105ZM138 123V124H139ZM149 123V122H148ZM162 123H164V122H162ZM45 124H46V122H45ZM64 124H65V126H63L62 125V127H61V129L63 130V127H66V131H67V133H66V135L67 136H65L66 138H63V140H61L60 141V143L61 144H63V145H65L66 146V148H67V152H65L64 154H66L64 157H65V162H64V164H65V166H64V174H67L68 176H73V174H74V172L76 171L77 172V175H76V178L77 179H80L81 177H83L84 175H85V172L83 171V170H81L80 169V167H82V166H80V162H78V161H76V160H73V157H72V155H71V153L73 154V151L72 152H69V149H73L74 150V148L73 147H76L75 146V139H76V137L75 136H77V135H74V131H75V129H76V124L74 123V122H72V121H70V120H67L66 119V121H64ZM94 124V123H93ZM97 124V123H96ZM109 124H111V123H109ZM145 124H146V122H145ZM152 124V123H151ZM202 124V123H201ZM57 125V124H56ZM84 125V124H83ZM86 125V124H85ZM84 125V126H85ZM92 125V124H91ZM90 125V126H91ZM98 125V124H97ZM105 125V124H104ZM114 125V124H113ZM117 125H114V126H117ZM141 125V124H140ZM146 125H148V124H146ZM161 125V124H160ZM164 125H166V124H164ZM163 125V127H165ZM174 125H176V124H174ZM174 125H173V127H174ZM204 125H205V123H204ZM93 126V125H92ZM108 126V125H107ZM106 126V127H107ZM113 126V127H114ZM139 126V125H138ZM155 126V125H154ZM218 126V125H217ZM255 126H257L256 128H254ZM57 127V126H56ZM88 127V126H87ZM105 127V126H104ZM111 127V126H110ZM172 127V128H173ZM180 127V126H179ZM223 127H225L224 125H223ZM232 127V128H233ZM85 128H86V126H85ZM89 128V127H88ZM97 128V127H96ZM116 128H118V127H116ZM134 128V127H133ZM141 128V127H140ZM155 128V127H154ZM158 128H160L159 127V125H158ZM170 129V132H171V130L173 131V132H175L173 129ZM230 128V127H229ZM239 128L238 129H236L237 131L239 130ZM5 129V130H6ZM45 129H46V131L49 129V125L47 124L46 125V127H45ZM109 129V128H108ZM127 129V128H126ZM131 129V128H130ZM146 129V128H145ZM144 129V130H145ZM225 129V128H224ZM252 129V130H253ZM262 129V128H261ZM2 130V129H1ZM44 130V129H43ZM61 130V131H62ZM98 130V129H97ZM96 130V131H97ZM103 130V129H102ZM106 129H104V131H105ZM110 130V129H109ZM128 130V129H127ZM127 130H125V131H127ZM138 130V129H137ZM143 130V132H145ZM155 130V129H154ZM168 130V129H167ZM200 130V129H199ZM233 130V129H232ZM264 130V129H263ZM38 131H41V128H39L38 127ZM76 131H78V129L76 130ZM79 131H80V129H79ZM87 131V130H86ZM86 131H84V132H86ZM95 131V132H96ZM107 131V130H106ZM110 131H112V130H110ZM121 131H122V129H121ZM131 132L133 131V133H135V131L134 130H130ZM165 131V130H164ZM228 131V130H227ZM234 131V130H233ZM256 131H257V129H256ZM23 132V131H22ZM63 132H64V130H63ZM100 132V131H99ZM98 132V133H99ZM116 132V131H115ZM128 132H129V130H128ZM155 132V131H154ZM153 132V133H154ZM160 131L158 130L155 134L156 135H152V136H155V144L156 143H158V145L160 144V143H162L163 142V139L164 138H162V136H161V134L159 133ZM168 132V131H167ZM179 132V130L177 131V132H175V133H178ZM202 132V131H201ZM200 132V133H201ZM207 132V131H206ZM229 132V131H228ZM227 132V133H228ZM240 132H242V130L240 131ZM41 133H43V131L42 132H40V135H39V137L37 136V139L35 140L34 138V140H35V146H36V148H37V150H38V153H39V156H40V158H42L43 156H45V148H44V142H45V137L41 134ZM123 133V132H122ZM132 133V134H133ZM140 133V132H139ZM142 133V132H141ZM163 133H166V132H163ZM191 133V132H190ZM199 133V134H200ZM210 133V132H209ZM213 133H215V132H213ZM260 133V132H259ZM39 134V133H38ZM44 134V133H43ZM77 134V133H76ZM79 134V133H78ZM89 134V133H88ZM108 134V133H107ZM145 134V133H144ZM151 134V133H150ZM172 134V133H171ZM204 134H205V131H204ZM226 134V133H225ZM238 134V133H237ZM244 134V133H243ZM261 134V133H260ZM64 135V134H63ZM93 135V134H92ZM99 135V134H98ZM106 135V134H105ZM109 135V134H108ZM122 135V134H121ZM129 135V133H127V136ZM184 135V134H183ZM207 135H208V133H207ZM240 135H242V134H240ZM58 136V135H57ZM95 136V135H94ZM117 136V135H116ZM137 136H141V134L139 135H137ZM137 136H134V137H137ZM147 136V135H146ZM176 136V135H175ZM243 136V135H242ZM60 137V136H59ZM61 137H62V135H61ZM97 137V136H96ZM99 138H100V136H98ZM103 137V136H102ZM108 137V136H107ZM119 137V136H118ZM129 137V140H130V135L128 136ZM142 137V136H141ZM140 137V138H141ZM144 137H145V135H144ZM204 137H206L205 135H204ZM203 137V138H204ZM241 137V136H240ZM262 137H263V134H262ZM261 137V138H262ZM95 138V137H94ZM113 138V137H112ZM132 138H133V135H132ZM138 138V137H137ZM143 138V137H142ZM173 138V137H172ZM175 138V137H174ZM55 139V138H54ZM65 139V140H64ZM93 139V138H92ZM104 139V138H103ZM110 139V138H109ZM116 139V138H115ZM176 139V138H175ZM179 139H181V138H179ZM179 139H178V141H179ZM201 139V138H200ZM209 139V138H208ZM50 140V139H49ZM100 140H101V138H100ZM100 140H96V141H94L93 140V142H91L92 143V146L90 145V148L89 149H87L88 150V152H87V154L90 156H92L93 155V153H95L94 151H95V149H96V146L100 143ZM107 140V139H106ZM113 140V139H112ZM119 140V139H118ZM132 140V139H131ZM134 140V139H133ZM139 140H141V139H139ZM138 139H137V141H139ZM182 142L184 143L183 145H185V147L186 148H188V150L189 149H191V144H189L186 140H187V138H186V140H185V138L183 137L182 139ZM210 140V139H209ZM215 140V139H214ZM264 140V139H263ZM56 141H58V140H56ZM56 141H52V145H54L55 147H56V144L58 143H56ZM116 141V140H115ZM200 141V140H199ZM6 142V141H5ZM23 142V141H22ZM121 142V141H120ZM177 142V141H176ZM190 142V141H189ZM192 142V141H191ZM33 143V142H32ZM89 144H90V142H88ZM103 143V142H102ZM108 143V142H107ZM136 143H138V142H136ZM141 143H142V141H141ZM151 143V142H150ZM170 143H172V142H170ZM179 143H180V141H179ZM28 144V143H27ZM133 144V143H132ZM196 144V143H195ZM33 145V144H32ZM104 145V144H103ZM173 145V144H172ZM179 145V144H178ZM216 145V144H215ZM218 145H219V143H218ZM86 146V145H85ZM99 147V149H100V145H98ZM102 146V145H101ZM135 146V145H134ZM153 146V145H152ZM201 146V145H200ZM206 146V145H205ZM245 146V145H244ZM257 146V145H256ZM260 146V145H259ZM47 147V146H46ZM81 147V146H80ZM162 147V146H161ZM182 147V149L184 148L183 146H181ZM209 147V146H208ZM6 148H8V147H6ZM65 148V149H66ZM86 148V147H85ZM87 148H88V146H87ZM163 148H165V146L163 147ZM167 148V147H166ZM202 148H204V147H202ZM247 148V147H246ZM257 148V147H256ZM34 149H35V147H34ZM62 149V148H61ZM60 149V150H61ZM77 149V148H76ZM79 149H81V148H79ZM125 149V148H124ZM214 149L215 150H217V147H214ZM228 149V148H227ZM36 150V151H37ZM53 150V149H52ZM58 150V149H57ZM84 151H85V149H83ZM97 150V149H96ZM111 150V149H110ZM110 150L109 149H107V147L105 148V146H102L101 147V153L102 154H104L105 156H106V154H109V152H110ZM149 150V149H148ZM158 150V149H157ZM168 150H169V148H168ZM187 150V149H186ZM211 150V149H210ZM252 151V150H254V149H250L249 148V151ZM62 151V150H61ZM66 151V150H65ZM99 152L98 153H100V150H98ZM172 151V150H171ZM170 151V152H171ZM206 151V150H205ZM214 151V150H213ZM260 151V150H259ZM258 151V152H259ZM263 151H264V149H263ZM11 152V151H10ZM13 152V151H12ZM52 152V151H51ZM57 152H60L59 150L57 151ZM75 152V151H74ZM121 152V151H120ZM123 152V151H122ZM134 152V151H133ZM140 152V151H139ZM175 152V151H174ZM191 152V151H190ZM204 152V151H203ZM36 153V152H35ZM37 153V154H38ZM76 153V152H75ZM74 153V154H75ZM111 153V152H110ZM129 153V152H128ZM153 153V152H152ZM162 153V152H161ZM164 153V152H163ZM214 153V152H213ZM263 153V152H262ZM11 154V153H10ZM60 154H61V152H60ZM101 154V155H102ZM120 154V153H119ZM145 154V153H144ZM165 154V153H164ZM170 154V153H169ZM200 154V153H199ZM100 155V156H101ZM103 155V156H104ZM111 155V154H110ZM121 155V154H120ZM149 155V154H148ZM166 155H168V154H166ZM166 155H164V156H166ZM193 155V154H192ZM255 155H256V153H255ZM38 156V157H39ZM47 156V155H46ZM74 156V155H73ZM77 156V155H76ZM157 156V155H156ZM187 156V155H186ZM194 156V155H193ZM192 156V157H193ZM261 156V155H260ZM259 156V157H260ZM36 157V156H35ZM75 157V156H74ZM120 157V156H119ZM122 157V156H121ZM143 157H145V156H143ZM182 157V156H181ZM256 157V156H255ZM259 157L256 159V160H258L259 159ZM95 158V157H94ZM149 158V157H148ZM151 158H152V156H151ZM263 158V157H262ZM75 159V158H74ZM176 159V158H175ZM183 159V158H182ZM196 159V158H195ZM226 159V158H225ZM43 160V159H42ZM41 160V161H42ZM48 160V159H47ZM51 160V159H50ZM81 160V159H80ZM79 160V161H80ZM91 160V159H90ZM150 160V159H149ZM167 160V159H166ZM165 160V161H166ZM178 160H180V159H178ZM185 160V159H184ZM197 160V159H196ZM211 160V159H210ZM255 160V161H256ZM263 160V159H262ZM26 161V160H25ZM102 161V160H101ZM186 161H187V159H186ZM195 161V160H194ZM209 161V160H208ZM211 161H213V160H211ZM224 161V160H223ZM231 161V160H230ZM40 162V161H39ZM38 162V163H39ZM63 162V161H62ZM86 162V161H85ZM110 162V161H109ZM181 162V161H180ZM260 162V161H259ZM262 162H264V161H262ZM88 163V162H87ZM103 163V162H102ZM157 163V162H156ZM176 163V162H175ZM183 163V162H182ZM256 163V162H255ZM15 164H17V163H15ZM47 164V163H46ZM64 164H62V165H64ZM206 164V163H205ZM263 164V163H262ZM94 165V164H93ZM163 165V164H162ZM167 165V164H166ZM180 165V164H179ZM189 165V164H188ZM231 165V164H230ZM104 167H105V164L103 165ZM129 166V165H128ZM150 166V165H149ZM183 166V165H182ZM226 166V165H225ZM244 166V165H243ZM247 166V165H246ZM264 166V165H263ZM13 167V166H12ZM38 167V166H37ZM49 167V166H48ZM63 167V166H62ZM86 167V166H85ZM109 167H111V166H109ZM112 167H113V171H116L117 172V167H114L113 165H112ZM155 167V166H154ZM176 167V166H175ZM183 167H185V166H183ZM256 167V166H255ZM46 168V167H45ZM91 168V167H90ZM93 168V167H92ZM151 168H153V167H151ZM158 168V167H157ZM165 168V167H164ZM207 168V167H206ZM212 168H213V166H212ZM232 168V167H231ZM238 168H239V166H238ZM244 168H245V166H244ZM22 169V167H21V164L19 165V164H17V165H15L14 166V168H13V170H12V172H11V175H10V180L11 179H14L15 178V175L16 176H18V174L22 171L21 170ZM51 169V168H50ZM82 169H84V168H82ZM106 169V168H105ZM109 169H111V168H109ZM126 169V168H125ZM161 169V168H160ZM218 169H220V168H218ZM249 169V168H248ZM257 169V168H256ZM42 170V169H41ZM86 170H88V169H86ZM107 170H108V168H107ZM106 170V171H107ZM112 170V169H111ZM129 170V169H128ZM158 170V169H157ZM245 170V169H244ZM252 170V169H251ZM261 170V169H260ZM259 169H258V171H260ZM56 171H58V170H56ZM113 171H112V173H113ZM155 171V170H154ZM162 171V170H161ZM170 171V170H169ZM235 171V170H234ZM92 172H93V170H92ZM109 172V171H108ZM141 172V171H140ZM255 172V171H254ZM110 174H112L111 173V171L109 172ZM262 173H263V171H262ZM63 174V175H64ZM142 174V173H141ZM148 174V173H147ZM260 174V173H259ZM151 175V174H150ZM159 175H161V174H158L157 175V177L159 176ZM178 175V174H177ZM207 175V174H206ZM106 176V175H105ZM200 176V175H199ZM224 176V175H223ZM252 176V175H251ZM67 177V176H66ZM66 177H65V179H66ZM150 177V176H149ZM102 179H101V182L103 181V177H101ZM171 178V177H170ZM228 178V177H227ZM239 178V177H238ZM248 178V177H247ZM263 178H264V176H263ZM95 179V178H94ZM110 179V178H109ZM159 179V178H158ZM194 179V178H193ZM200 179H201V177H200ZM207 179V178H206ZM231 179H233V178H231ZM257 179V178H256ZM19 180V179H18ZM21 180V179H20ZM58 180V179H57ZM73 180V179H72ZM108 180V179H107ZM173 180V179H172ZM175 180V179H174ZM195 180V179H194ZM193 180V181H194ZM199 180V179H198ZM245 180V179H244ZM255 180V179H254ZM94 181V180H93ZM104 181H106V180H104ZM109 181V180H108ZM143 181V180H142ZM190 181V180H189ZM196 181V180H195ZM204 181V180H203ZM260 181V180H259ZM12 182H13V180H12ZM181 182V181H180ZM15 183V182H14ZM60 183H61V181H60ZM104 183V182H103ZM102 183V184H103ZM106 183V182H105ZM154 183V182H153ZM167 183V182H166ZM179 183V182H178ZM217 183H219V182H217ZM216 183V184H217ZM249 183H251V182H249ZM260 183V182H259ZM12 184V183H11ZM111 184V183H110ZM109 184V185H110ZM159 184V183H158ZM221 184V183H220ZM219 184V185H220ZM233 184V183H232ZM253 184V183H252ZM44 185V184H43ZM90 185V184H89ZM92 185V184H91ZM106 185V184H105ZM192 185V184H191ZM203 185V184H202ZM209 185V184H208ZM250 185V184H249ZM264 185V184H263ZM12 186V185H11ZM107 186V185H106ZM235 186V185H234ZM248 186V185H247ZM254 186V185H253ZM17 187V186H16ZM92 187V186H91ZM90 187V188H91ZM159 187V186H158ZM171 187V186H170ZM210 187H211V185H210ZM49 188V187H48ZM48 188H45V187H42L41 188V195H42V200L40 201V204H39V209H40V211H42V212H47V195L49 194H47V189ZM69 188V187H68ZM169 188V187H168ZM173 187H171V189H172ZM217 188V187H216ZM255 187H253V189H254ZM218 189V188H217ZM262 189V188H261ZM27 190H29V189H27L25 186H22V187H19V188H17V189H10L9 187H6L4 184H2V186L0 187V196H3L7 201L6 202H8V204H10L13 208H21L24 204H25V202H26V199H25V196L27 195L26 193H27ZM255 190H256V188H255ZM85 191V190H84ZM92 191V190H91ZM90 191V192H91ZM106 191V190H105ZM258 191H260V190H258ZM104 192V191H103ZM190 192V191H189ZM197 192V191H196ZM223 192V191H222ZM242 192V191H241ZM263 192H264V190H263ZM83 193V192H82ZM100 193V192H99ZM238 193V192H237ZM104 194H105V192H104ZM143 194V193H142ZM257 194H259V193H257ZM262 194V193H261ZM100 195V194H99ZM131 195V194H130ZM220 195V194H219ZM235 195V194H234ZM254 195V194H253ZM264 194H262L261 196H263ZM37 196V195H36ZM48 196H50V195H48ZM103 195H102V193H101V196L98 198V203L95 205L94 203H93V201H92V199H91V197L89 196V197H87V203L89 204V206L90 207H92V208H95L96 209V211H97V213H96V218H95V222L96 223H94V224H97L96 226L98 227V229L95 231H93V226H92V228L91 227H89L88 228V226L87 227H85L83 224L80 226V229L78 228V232H76V233H78V237L77 236H68V237H66L65 236V238H63V237H60V235H58L57 233L55 234V233H53L54 231H56V230H54L53 228H54V226L56 225H54L53 226V220H52V222L50 221V220H48V219H45L44 217H40V219H37V221L36 222H34V223H31V224H29V223H27L26 221H20L19 223H10V222H5V223H3L2 225H0V245L1 246H3V245H10V244H12V243H18L19 241L23 244V245H27V247L23 250V252L21 253V254H19L18 252H16V251H14V249L13 248H9V247H7V251H3V249H2V251L3 252H1L0 253V264H21V262L23 263V262H25L24 264H79V260H78V257H79V253L81 252V254L82 253H84L85 251H87V253H85V259L87 260L85 263H87V264H96L97 263V261H96V259H95V253L97 252H95L94 253V249H96V247H98L101 243H100V240H104V241H107V242H105V243H108V246H109V248L110 249H112V248H114V247H116V245H115V242L116 243H118V245L119 244H121L122 245V249H123V245L124 246H129L130 247V245H132V247H133V237H134V231L132 230H130V229H128L129 228V226H127V222H126V218H125V215L123 214V215H121V210H122V207H120L119 206V204L118 203H116V204H114V205H112V206H109V203L107 202V200H106V198H104V197H102ZM188 196V195H187ZM221 196V195H220ZM96 197V196H95ZM27 198V197H26ZM200 198V197H199ZM222 198V197H221ZM232 198V197H231ZM244 198V197H243ZM195 199H197L196 198V196H195ZM36 200V199H35ZM39 200V199H38ZM152 200V199H151ZM186 200V199H185ZM231 200V199H230ZM30 201V200H29ZM49 201V200H48ZM132 201V200H131ZM225 201V200H224ZM186 202V201H185ZM245 202V201H244ZM252 202H253V200H252ZM153 203V202H152ZM258 204V203H257ZM241 205V204H240ZM88 206V207H89ZM164 206V205H163ZM256 206V205H255ZM259 206V205H258ZM261 206V205H260ZM264 206V205H263ZM166 207V206H165ZM164 207V208H165ZM230 207V206H229ZM153 208V207H152ZM227 208V207H226ZM126 209V208H125ZM144 209H145V207L144 206H141V209H140V213H143V211H144ZM166 209V208H165ZM88 210V209H87ZM91 210V209H90ZM89 210V211H90ZM171 210V209H170ZM194 210V209H193ZM251 210V209H250ZM89 211H87L88 213H89ZM162 211V210H161ZM49 212V211H48ZM47 212V213H48ZM164 213V212H163ZM165 213H167V211H165ZM164 213V214H165ZM247 213V212H246ZM250 214H249V216L250 215H252L251 213H253V211L251 212H249ZM92 214V213H91ZM161 214V213H160ZM168 214V213H167ZM167 214H166V216H167ZM186 214V213H185ZM256 214V213H255ZM42 215V214H41ZM86 215V214H85ZM89 215V214H88ZM143 215H144V213H143ZM148 215V214H147ZM237 215V214H236ZM247 215V214H246ZM44 216V215H43ZM94 216V215H93ZM163 216H165V215H163ZM165 216V217H166ZM188 216V215H187ZM194 216V215H193ZM197 218H198V214H197V212H196V215H195ZM224 216V215H223ZM95 217V216H94ZM142 218L140 219L141 221H140V225L142 224V226H140L141 228H140V233L143 235V237H145V235L147 234L146 232H147V224H145L146 223V221H147V219H146V221L144 220V216H141ZM58 218V217H57ZM56 218V219H57ZM85 218H88V217H85ZM150 218V217H149ZM164 218V217H163ZM170 218V217H169ZM232 218H234V217H232ZM251 218H252V216H251ZM250 218V219H251ZM259 218V217H258ZM54 219V218H53ZM61 219V218H60ZM89 219V218H88ZM151 219V218H150ZM161 219V218H160ZM200 218H198V220H199ZM220 219V218H219ZM79 220V219H78ZM87 220V219H86ZM91 220V219H90ZM118 220H121V223H119L118 224ZM152 220V219H151ZM151 220H149V227L150 226H152L153 227V230L154 229H156L157 231V235H161L162 234V231H161V227L159 226V219L157 220L156 219V221H155V225H154V221L152 222ZM154 220V219H153ZM165 220V219H164ZM166 220H167V217H166ZM218 220V219H217ZM233 220V219H232ZM231 220V221H232ZM258 220V219H257ZM260 220V219H259ZM35 221V220H34ZM58 221V220H57ZM61 221V220H60ZM93 221H94V218H93ZM93 221H92V223H93ZM151 221V222H150ZM87 222V221H86ZM85 222V223H86ZM90 222V221H89ZM168 222V221H167ZM230 222V221H229ZM55 223V222H54ZM83 223V222H82ZM88 223V222H87ZM152 223V224H151ZM233 223V222H232ZM58 224V223H57ZM75 224V223H74ZM90 224H91V222H90ZM185 224V223H184ZM193 224V223H192ZM249 224H250V222H249ZM251 224H252V222H251ZM259 224H261V223H259ZM89 225V224H88ZM162 225H163V223H162ZM197 225V224H196ZM195 225V226H196ZM201 225V224H200ZM209 225V224H208ZM257 224H255V226H256ZM57 226V225H56ZM60 226V225H59ZM65 226V225H64ZM76 226V225H75ZM167 226V225H166ZM230 226V225H229ZM251 226V225H250ZM78 227V226H77ZM152 227H150L151 229H152ZM183 227V226H182ZM193 227V226H192ZM208 227V226H207ZM251 227H253V226H251ZM257 227V226H256ZM60 228V227H59ZM74 228V227H73ZM96 228V227H95ZM132 228V227H131ZM149 228V229H150ZM163 228V227H162ZM196 228V227H195ZM55 229H56V227H55ZM62 229V228H61ZM69 229H71L72 230V228H71V226H70V228ZM68 229V230H69ZM150 229V230H151ZM208 229V228H207ZM233 229V228H232ZM235 229V228H234ZM54 230V231H53ZM137 230V229H136ZM149 230V231H150ZM75 231V230H74ZM74 231H72V232H74ZM168 231V230H167ZM193 234L195 233V229L193 230V229H191L190 230ZM198 231V230H197ZM236 231V230H235ZM238 231V230H237ZM138 232V231H137ZM153 232V231H152ZM223 232V231H222ZM221 232V233H222ZM234 232V231H233ZM257 232V231H256ZM189 233V232H188ZM197 233V232H196ZM196 233H195V236H196ZM232 233V232H231ZM164 234V233H163ZM193 234H191V235H193ZM199 234V233H198ZM201 234V233H200ZM205 236H206V234L205 233H203ZM213 234V233H212ZM255 234H257V233H255ZM255 234H254V236H255ZM75 235H77V234H75ZM166 235V234H165ZM202 235V234H201ZM242 235V234H241ZM141 236V235H140ZM203 236V235H202ZM221 236V235H220ZM239 236V235H238ZM171 237V236H170ZM189 237H190V234H189ZM188 237V238H189ZM194 237V236H193ZM196 237H198V236H196ZM240 237V236H239ZM243 237V236H242ZM253 237V236H252ZM63 238V239H62ZM101 238V239H100ZM160 238V237H159ZM158 238V239H159ZM168 238H169V236H168ZM191 238H192V236H191ZM200 238H201V236H200ZM221 238V237H220ZM231 238V237H230ZM230 238H229V240H230ZM238 238V237H237ZM257 238V237H256ZM261 238V237H260ZM62 239V240H61ZM147 239V238H146ZM163 239V238H162ZM170 240H171V238H169ZM190 239V238H189ZM192 239H194V238H192ZM192 239L191 240H189V241H192ZM240 239V238H239ZM245 237L244 238H242V241H240L239 242V244L238 245H240V246H246L248 243H247V239H245ZM103 240H102V242H103ZM174 240V239H173ZM197 240V239H196ZM204 240H206V239H204ZM218 240H219V238H218ZM222 240V239H221ZM263 240V239H262ZM165 241V240H164ZM169 241V240H168ZM172 241V240H171ZM176 241V240H175ZM174 241V242H175ZM220 241V240H219ZM143 242H145V241H143ZM142 242V243H143ZM152 242H154V241H152ZM158 242V241H157ZM197 242V241H196ZM216 242H217V240H216ZM221 242H223V241H220V243ZM151 243V242H150ZM219 243V242H218ZM220 243H219V245H220ZM237 243V242H236ZM264 243V242H263ZM14 244V245H15ZM168 244V243H167ZM192 244H194L193 242H192ZM260 244V243H259ZM103 245H105L104 243H103ZM107 245V244H106ZM146 245V244H145ZM149 245V244H148ZM237 245V244H236ZM102 246V245H101ZM101 246L99 247V248H101ZM135 246V245H134ZM150 246H151V244H150ZM169 246V245H168ZM194 246H196L195 244H194ZM234 246V245H233ZM239 246V247H240ZM5 247V246H4ZM104 247H107V246H104ZM118 247V246H117ZM121 247V246H120ZM136 247H137V245H136ZM152 247H155V246H153L152 245ZM192 247V246H191ZM216 247V246H215ZM2 248V247H1ZM0 248V249H1ZM98 248V249H99ZM119 248V247H118ZM144 248V247H143ZM150 248V247H149ZM174 248V247H173ZM213 248V247H212ZM226 248V247H225ZM234 248H236L235 246H234ZM137 249V248H136ZM153 249V248H152ZM165 249H167V248H165ZM193 249V248H192ZM199 249V248H198ZM208 249V248H207ZM232 249H233V247H232ZM239 249V248H238ZM124 250V249H123ZM133 250V249H132ZM145 250H146V248H145ZM157 250V249H156ZM160 250V249H159ZM176 250V249H175ZM191 250V249H190ZM194 250H196V248L194 249ZM235 250H237V248L235 249ZM1 251V250H0ZM116 251H117V249H116ZM121 251V250H120ZM134 251V250H133ZM142 251V250H141ZM151 251V250H150ZM209 251V250H208ZM208 251H207V253H208ZM220 251V250H219ZM227 251V250H226ZM104 252V251H103ZM119 252V251H118ZM145 252V251H144ZM173 252V251H172ZM170 253V255H169V257L171 256V258L170 259H172V255L173 256H175L176 257V254L178 253L177 252V250L174 252V253ZM115 253H117V252H114V254ZM166 253H168V251H165V252H163V253H161L162 254V256L164 255V254H166ZM196 253V252H195ZM211 253V252H210ZM120 254V253H119ZM144 254V253H143ZM157 254V253H156ZM175 254V255H174ZM180 254V253H179ZM178 254V255H179ZM223 254V253H222ZM263 254V253H262ZM83 255V254H82ZM149 255V254H148ZM189 255H191V253L189 254ZM195 255V254H194ZM211 255V254H210ZM226 255V254H225ZM228 255V254H227ZM232 255V254H231ZM260 255H261V253H260ZM186 256V255H185ZM203 256V255H202ZM222 256H224V254L222 255ZM96 257H97V255H96ZM149 257V256H148ZM189 257H191V256H189ZM211 257V256H210ZM99 258V257H98ZM178 258V257H177ZM209 258V257H208ZM213 258V257H212ZM100 259V258H99ZM102 259H104L103 258V255H102ZM185 259V258H184ZM183 259V260H184ZM217 259V258H216ZM219 259V258H218ZM226 259H227V257H226ZM233 259V258H232ZM101 260V259H100ZM116 260V259H115ZM154 260V259H153ZM177 260V259H176ZM213 260V259H212ZM156 261H157V259H156ZM156 261H154V263H152V260L150 259H148L147 261H146V259L144 260H141V264H156ZM185 261V260H184ZM210 261H211V259H210ZM239 261V260H238ZM119 262V261H118ZM148 262V263H147ZM158 262H159V260H158ZM165 262H167V261H165ZM186 262V261H185ZM192 262H193V260H192ZM102 263V262H101ZM115 263H116V261H115ZM122 263V262H121ZM161 262H159V264H160ZM162 263H163V261H162ZM161 263V264H162ZM168 264H176L174 261H168L167 262ZM217 263V262H216ZM219 263V262H218ZM231 263V262H230ZM98 264V263H97ZM117 264V263H116ZM123 264V263H122ZM165 264V263H164ZM183 264V263H182ZM187 264V263H186ZM221 264V263H220ZM238 264V263H237ZM245 264H246V262H245Z\"/></svg>",
	"mask_w": 264,
	"mask_h": 264
}]
</instances>
